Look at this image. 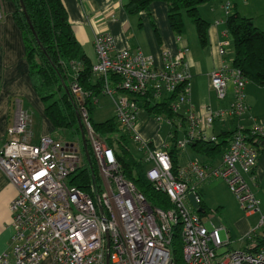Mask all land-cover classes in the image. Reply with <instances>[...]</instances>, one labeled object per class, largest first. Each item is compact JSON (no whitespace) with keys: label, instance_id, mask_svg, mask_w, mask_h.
I'll return each instance as SVG.
<instances>
[{"label":"built area","instance_id":"obj_1","mask_svg":"<svg viewBox=\"0 0 264 264\" xmlns=\"http://www.w3.org/2000/svg\"><path fill=\"white\" fill-rule=\"evenodd\" d=\"M225 46L220 47L221 56L226 55ZM95 49L93 78H105L102 94L114 99L123 133L134 135L146 154L147 180L157 191L167 194L173 206L152 207L120 172L114 149L97 135L89 111L84 109L86 92L75 82L72 90L83 105L86 138L103 182L99 205L89 194L70 184L71 174L82 164L76 155V144L66 145L50 136H44L37 145L15 138V134L26 130L27 123L21 116L19 125L10 130L12 138L0 150V168L18 191L11 203L14 264H42L47 259L50 264H107V255L110 264H173L171 244L178 230L184 243V264H264V246L252 239L256 230L264 237V211L245 179L253 174L259 158L257 147L249 139L264 136V130L255 128L251 136L236 135L221 165L210 167L192 162L176 176L168 146L152 149L153 144L139 135L136 120L140 108L132 95L150 94L155 103L174 99L175 112H180L181 106L187 107L190 129L185 140L177 142L179 147L203 139L204 132L224 113L211 106L198 110L191 104V75L186 61L189 48L165 54L162 64L157 65L142 52L118 49L111 34L100 32L95 38ZM80 68L76 66L75 70ZM111 74L119 80L111 83ZM211 81L216 96L222 100L228 84H234L236 101L229 111L232 118L248 111L246 83L240 71L224 66L211 74ZM213 177L228 183L247 215H260L256 230L248 234L250 248L225 259L217 250L230 241L223 242L218 230L205 227L189 198L194 194L199 205L196 183ZM2 262L9 264L7 259Z\"/></svg>","mask_w":264,"mask_h":264},{"label":"crops","instance_id":"obj_2","mask_svg":"<svg viewBox=\"0 0 264 264\" xmlns=\"http://www.w3.org/2000/svg\"><path fill=\"white\" fill-rule=\"evenodd\" d=\"M126 1L63 0L76 38L92 63L96 61L95 36L100 32L111 34L118 49L142 52L145 56L152 57L157 65L162 64L165 54H176L187 47L190 50L186 61L191 75V104L198 110L211 106L213 110L224 113L223 117L216 121L214 127L206 131L207 137L217 136L223 131L233 132L239 127L245 130L255 127L264 129V87L255 83H247L245 91L248 111L237 119L229 115L235 103L234 85L229 84L227 96L223 100L216 96L212 87L211 74L215 70L222 69L224 66L233 68L235 49L228 34L227 14L224 6L229 3L236 10L238 7L236 0H221L220 2L212 0L200 5V15L210 24L206 46L198 42L199 36L195 35V32L193 34L191 29L190 32L184 31L182 35H177L173 31L166 3L153 2L150 14L148 12L130 14L125 7ZM244 1L247 5L249 4V0ZM15 11L14 2L0 0V150L12 138L10 130L19 125L22 115L27 117L26 131L15 134V138L37 145L44 136H50L66 143L56 137L58 135L56 128L47 117L45 104L34 87L24 37L14 19ZM255 16V12L252 11L248 18H252L256 24ZM217 21L220 23L217 24ZM223 43H227L225 56L219 53ZM97 102L99 103V100ZM143 111L159 121L144 109L139 110L138 115L141 116ZM182 111L181 114L186 115L187 107L183 106ZM147 115L142 114L141 120L151 125L153 130L155 124ZM139 135L152 143L155 149H164L170 144V137L168 142L158 140L155 132L143 130V134L139 133ZM81 147L83 149V146ZM79 149L78 147V151ZM262 179H264V153L260 155L256 171L257 187ZM17 194V188L0 168V264H3V259H7L9 264H14L11 203ZM261 206L264 209V205L261 204ZM216 228L220 231L223 229L222 226H216ZM249 230L250 228L247 229ZM50 262V259H47L42 264H50Z\"/></svg>","mask_w":264,"mask_h":264},{"label":"trees","instance_id":"obj_3","mask_svg":"<svg viewBox=\"0 0 264 264\" xmlns=\"http://www.w3.org/2000/svg\"><path fill=\"white\" fill-rule=\"evenodd\" d=\"M9 1L16 4L14 19L24 37L34 87L42 98L46 115L54 124L58 135L67 131L72 135L81 136V103L72 90V84L77 82L86 92L84 107L89 111L94 131L114 149L117 163L125 177L135 184L153 207L172 208L173 204L169 197L157 191L146 179L148 165L142 158L138 159L132 153L129 136L123 134L116 117L105 122H93L94 106L88 94L91 97L100 95L106 83L103 78H93V63L76 38L63 0ZM211 1L127 0L125 7L130 14L141 12L150 14L153 2H164L167 4L169 22L173 31L177 35L184 33L185 13L195 24L200 43L206 46L210 24L200 16L199 7ZM226 25L235 49L233 68L239 70L247 82L264 87V30L256 26L252 18L244 17L237 11L227 15ZM76 66L81 68L76 71ZM109 78L111 83L119 80L115 74H111ZM132 96L140 110L144 109L156 118L165 117L172 123L180 121L182 125H186L187 117L174 112L172 99L155 103L150 94ZM173 132L167 150L173 159L176 172L180 168L179 158L182 150L177 147L179 134L177 130ZM236 134L237 131H223L217 135L216 142L201 139L191 143L190 146L196 154L207 158L204 163H215L221 159ZM60 139L63 140L62 137ZM87 142L90 160L83 152L85 157L83 163L71 174L70 184L89 194L99 205L98 199L103 192V182L97 172L96 160L89 141ZM251 142L259 148L260 154L264 153V138L254 137ZM255 174L256 172L253 171V175ZM201 206L205 209L199 213L202 217L203 214L208 213V209L204 201ZM257 243L264 246V237H257ZM183 248L184 243L178 230L173 234L171 244L173 264H184Z\"/></svg>","mask_w":264,"mask_h":264},{"label":"rangeland","instance_id":"obj_4","mask_svg":"<svg viewBox=\"0 0 264 264\" xmlns=\"http://www.w3.org/2000/svg\"><path fill=\"white\" fill-rule=\"evenodd\" d=\"M220 1L221 0H219V2ZM236 3H238V7L236 9L237 12H240V14L245 17H249L250 13L254 11L256 15V26L259 25L258 27H261V29L264 28V0H249L248 5L244 0H236ZM230 6V13H234L236 10L232 6V4H230ZM183 20L185 22V32L187 30L190 32L191 29L192 33L194 34L195 32V35L197 34L198 36L195 24L185 13L183 15ZM199 41L200 40L198 37V42ZM97 100H99V103L97 102ZM93 106L94 112L92 115V120L95 123L104 122L117 115L115 101L109 95L101 93L100 95L93 97ZM182 109L183 106L180 107V113L183 112ZM142 114L147 115V113L143 111L141 113V116L138 115L137 129L140 134H143V130L145 132H155L156 139H162L163 141L168 142L169 137L171 139V136L174 135V132L172 133V130H178V140H185V132L187 129H189V124H186V126H182L179 129H173L165 117H161V121L159 122L154 117H150L147 115V117L150 118L155 124L154 129L152 130L151 125L141 120ZM180 123L181 122L178 121L177 125L180 126ZM56 137L59 139L60 137H62L63 141L75 143L76 147L80 148L76 155L80 158L81 163L83 162L85 157L83 149L81 147V136L72 135L70 132L66 131L60 133ZM130 149L136 156V158L139 159L144 157V154L139 151L137 144L131 140ZM191 161H197L201 163L207 161V158L205 156L196 154L192 150V147L188 145L181 151L179 164L185 167ZM96 168L97 172L99 173V167L97 163ZM250 178L252 177L250 176ZM250 178L248 179V184L252 192L260 201V203L264 205V179L259 182V187H257L256 183L253 182ZM200 190H202V198L208 209V213L202 215L206 228L208 230H213L214 228H216V226H222L223 229L220 231V238L223 242H227L228 238L231 237V244L219 248L217 250V253L221 255L222 259H225L227 255L247 249L249 246L247 245L248 232L257 227V225L259 224L260 215H253V217L249 218L237 196L231 191L229 185L222 179L207 182L201 186ZM203 211H205V209H203ZM248 228H250L249 231H247Z\"/></svg>","mask_w":264,"mask_h":264},{"label":"bare ground","instance_id":"obj_5","mask_svg":"<svg viewBox=\"0 0 264 264\" xmlns=\"http://www.w3.org/2000/svg\"><path fill=\"white\" fill-rule=\"evenodd\" d=\"M225 10H226V14L228 15L230 12H231V6H230V4L228 3L226 6H225ZM220 23V21H217V24H219ZM109 34V33H108ZM97 35V34H96ZM95 38H96V36H95ZM223 44H226V46H225V48H226V54H227V43H223ZM222 44V45H223ZM94 45H95V40H94ZM221 47V46H220ZM219 51H220V49H219ZM95 52H96V49H95ZM225 56V55H224ZM97 63V56H96V61H95V63H93V66L95 65ZM93 68V67H92ZM234 69V68H233ZM235 70H237V69H235ZM239 71V70H238ZM92 72H93V70H92ZM241 73V72H240ZM242 74V73H241ZM242 77L244 78V76H243V74H242ZM100 78H103L104 79V81H105V78L104 77H100ZM244 80H245V83L247 84V81H246V79L244 78ZM75 83V82H74ZM230 83H232V82H230ZM229 83V84H230ZM229 84H228V87H229ZM233 84V83H232ZM234 85V84H233ZM245 89H246V85H245ZM227 93H228V88H227ZM245 93H246V91H245ZM124 94V93H123ZM234 94H235V87H234ZM129 96H131V95H129ZM226 96H227V94H226ZM88 97H90L91 99H92V102H93V97H91V96H89V94H88ZM226 98V97H225ZM174 101V99H172V102ZM235 101H236V96H235ZM160 102H163V101H159V102H156V103H160ZM172 102H171V104H172ZM82 104H81V111H80V128H81V138H82V134H83V132L85 133V135H86V126H85V123H84V119H83V116H82V111H83V108H82ZM84 109H87V108H85L84 107ZM88 110V109H87ZM175 112V111H174ZM138 113H139V111H138ZM176 113H178V114H181L180 112H176ZM117 114V113H116ZM245 114V113H244ZM243 114V115H244ZM181 115H183V114H181ZM242 115V116H243ZM186 116V115H185ZM241 116V117H242ZM22 117H23V119L26 121V123H27V117L26 116H23L22 115ZM116 117V119H117V115L115 116ZM187 117V116H186ZM159 121H161V117H159V118H157ZM235 119H237V118H235ZM137 120H138V114H137ZM136 120V121H137ZM90 121H91V119H90ZM117 121H118V119H117ZM168 121V123L171 125V127L174 129V128H176V129H179V128H181L182 126H184V125H182V123H180V126H178L177 124H178V122H176V123H172L171 121H169V120H167ZM91 123H92V121H91ZM118 123H119V121H118ZM120 124V123H119ZM186 124H189V122H188V118H187V121H186ZM186 126V125H185ZM214 127V126H213ZM212 127V128H213ZM211 128V129H212ZM241 127H239L236 131H237V134L236 135H238V134H240V133H243L244 135H246V136H251V133L254 131V129L255 128H260V127H255L254 129H251V130H245L244 128H243V130H241L240 129ZM189 129H190V125H189ZM189 129H187L186 130V132L187 131H189ZM208 130H210V129H208ZM264 130V129H263ZM26 131V130H25ZM25 131L24 132H22V133H25ZM207 131V130H206ZM206 131L204 132V138H203V140H209V141H212L211 140V137H215L216 138V140L215 141H213V142H216L217 140H218V138H217V136L216 135H213V136H211V137H207V135H206ZM177 132H178V130H177ZM179 133V132H178ZM124 135H128L129 136V139L131 140V141H134L135 142V140H134V138H135V136L134 135H131V134H127V133H123ZM236 135H234V137H233V139H232V141L234 140V138H235V136ZM254 137H257V138H264V136H260V135H255V136H252V138H250L249 139V142L251 143V144H253L252 142H251V140H253L254 139ZM197 140H201V139H197ZM178 141H181V140H178ZM177 141V142H178ZM196 140H194V141H192V142H189V143H187L186 144V146L184 147V148H186L188 145H190L191 143H193V142H195ZM232 141H231V143H232ZM136 143V142H135ZM231 143H230V145H231ZM137 144V143H136ZM67 145V144H66ZM230 145H229V147H230ZM254 145V144H253ZM137 146H138V144H137ZM168 146V148L170 147V144L169 145H167ZM255 147H256V145H254ZM177 147L179 148V149H184V148H182V147H179L178 146V144H177ZM229 147H228V149H229ZM92 149V148H91ZM138 149H139V151L141 152V153H143L144 154V157L142 158L144 161H146V154L143 152V151H141L140 150V148H139V146H138ZM152 149H155L154 147L152 148ZM227 149V150H228ZM257 149H258V151H259V148L257 147ZM226 150V151H227ZM226 151L223 153V156L221 157V159L220 160H218L217 162H215V163H211V162H206V163H204V162H197V161H191L190 163H192V162H197V163H199V164H202V165H205V164H207L208 166H210V167H217V166H219V165H221L222 164V162H223V158H224V155H225V153H226ZM92 152H93V150H92ZM260 151H259V158H258V164H257V166L255 167V172L257 171V168H258V165H259V161H260ZM93 156H94V153H93ZM94 158H95V156H94ZM171 159H172V157H171ZM190 163L187 165V166H185V167H183V166H181L180 165V168H178V170L175 172V170H174V163H173V159H172V165H173V172H174V174L176 175V176H178V174H179V171L180 170H182V169H184V168H187V167H189V165H190ZM120 172L124 175V173L122 172V170H121V168H120ZM146 173H147V170H146ZM146 175V174H145ZM250 176L252 177V178H250ZM124 177H125V175H124ZM126 178V177H125ZM251 179L253 182H257V180H256V174L255 175H246L245 176V179H246V181H247V183H248V179ZM127 179V178H126ZM146 179H147V177H146ZM217 179H222V180H224L223 178H220V177H213V178H209V179H206V180H204V181H199V182H197L196 183V185H197V194H198V196L200 197V199H201V203L203 202V198H202V194L200 195V193H201V186L202 185H204L205 183H207V182H211V181H214V180H217ZM127 180H129V179H127ZM130 181V180H129ZM225 181V180H224ZM130 182H132V181H130ZM226 182V181H225ZM133 183V182H132ZM227 183V182H226ZM134 184V183H133ZM228 184V183H227ZM135 185V184H134ZM249 185V184H248ZM136 187V186H135ZM250 187V186H249ZM137 188V187H136ZM251 189V188H250ZM138 190V189H137ZM139 191V190H138ZM140 192V191H139ZM141 193V192H140ZM162 193V192H161ZM142 194V193H141ZM163 194H165V193H163ZM165 195H167V194H165ZM189 198H190V196H189ZM147 200V199H146ZM258 200V199H257ZM259 201V200H258ZM260 202V201H259ZM201 203L199 204V208L202 210V211H197L195 208H194V212L195 213H197L200 217H201V215L199 214L200 212H203V207L201 206ZM151 205V204H150ZM152 206V205H151ZM260 206H261V203H260ZM153 207V206H152ZM154 208H157V207H154ZM169 209V208H168ZM192 210V209H191ZM261 210L262 211H264V209L262 208V206H261ZM247 214V213H246ZM257 215H259V214H257ZM253 216V215H252ZM202 218V217H201ZM202 220H203V218H202ZM260 221V220H259ZM203 223H204V221H203ZM205 225V224H204ZM258 226V225H257ZM206 227V226H205ZM257 228V227H256ZM256 228H254L253 230H251L250 232H252V231H254V230H256ZM213 230H218L219 231V235H220V229H218V228H214ZM213 230H209V231H213ZM249 232V233H250ZM248 233V234H249ZM255 233H256V237L254 238V237H252V239H254V241H256V243H257V237H261V236H259V232L256 230L255 231ZM180 235H181V233H180ZM182 237V236H181ZM183 240V239H182ZM228 240L230 241V244H231V239L230 238H228ZM248 243H249V246H248V248H250V246H251V242L250 241H247ZM258 244V243H257ZM259 245V244H258ZM247 248V249H248ZM247 249H245V250H247ZM241 251H244V250H241ZM183 258H184V256H183Z\"/></svg>","mask_w":264,"mask_h":264},{"label":"water","instance_id":"obj_6","mask_svg":"<svg viewBox=\"0 0 264 264\" xmlns=\"http://www.w3.org/2000/svg\"><path fill=\"white\" fill-rule=\"evenodd\" d=\"M81 141H82V144H83V150L85 152V156L87 159L90 160V155H89V148H88V142H87V138H86V135L85 133L83 132L82 134V138H81ZM190 200L192 201L193 203V206L194 208L197 210V211H202L200 208H199V205L196 203V200H195V195L194 194H191L190 195ZM101 209V208H100ZM107 238L109 239V236L107 235ZM109 247V245H108ZM107 264H110V259H109V255H107Z\"/></svg>","mask_w":264,"mask_h":264}]
</instances>
